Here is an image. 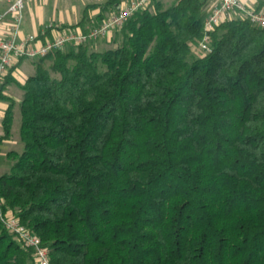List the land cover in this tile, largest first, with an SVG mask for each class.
Wrapping results in <instances>:
<instances>
[{"label": "trees", "instance_id": "obj_1", "mask_svg": "<svg viewBox=\"0 0 264 264\" xmlns=\"http://www.w3.org/2000/svg\"><path fill=\"white\" fill-rule=\"evenodd\" d=\"M118 4L59 29L88 32ZM209 15L203 0H152L115 48L52 52L23 84L12 73L25 59L9 70L24 149L7 154L0 204L51 264H264V27L208 31ZM0 264H37L1 222Z\"/></svg>", "mask_w": 264, "mask_h": 264}, {"label": "built area", "instance_id": "obj_2", "mask_svg": "<svg viewBox=\"0 0 264 264\" xmlns=\"http://www.w3.org/2000/svg\"><path fill=\"white\" fill-rule=\"evenodd\" d=\"M31 0H8V9L0 13V25L8 21L10 30L0 42V112L3 84L11 67L20 59L36 61L55 51H62L69 47L97 43L122 28L137 12L149 6L152 0H131L125 4H118L114 12L103 20L101 24L88 32L64 30L54 25H47L43 33L52 29L53 37L42 39L37 34L22 35L24 11ZM210 15L205 22V29L213 30L228 19L247 18L258 27H264V11H256L241 0H203ZM207 37L201 44L203 51L209 52ZM0 222L19 239L22 244L31 248L37 264H51L48 249L43 246L41 239L22 226L18 219L3 213L0 204Z\"/></svg>", "mask_w": 264, "mask_h": 264}, {"label": "crops", "instance_id": "obj_3", "mask_svg": "<svg viewBox=\"0 0 264 264\" xmlns=\"http://www.w3.org/2000/svg\"><path fill=\"white\" fill-rule=\"evenodd\" d=\"M109 0H31L26 4L24 11V22L22 26V35L26 34H37L43 33L44 28L47 25L60 26H71L80 22L84 10L89 5H104ZM131 0H119V3L125 4ZM248 5L254 4L256 0H241ZM116 7V6H115ZM8 9V0H0V13L6 12ZM115 9V8H114ZM208 11V9L205 7ZM100 14V9L92 10L90 16L95 17ZM10 25L8 21L0 25V42L5 38ZM18 62V61H17ZM15 62V64L17 63ZM14 64V65H15ZM35 73L34 61L25 59L12 73L13 78L20 84H23L30 76ZM6 99H2L1 112H0V137L3 135L2 120L5 111L10 106L11 102H14V124L12 129V137L9 140L2 141L0 144V155L2 154V148L5 145H19V130L18 134H14V127L18 122L21 123L20 115V103L22 101L23 92L20 87L12 82L4 90L3 94ZM9 148L7 155L11 151ZM17 152V151H16ZM7 163L11 161L7 157Z\"/></svg>", "mask_w": 264, "mask_h": 264}, {"label": "rangeland", "instance_id": "obj_4", "mask_svg": "<svg viewBox=\"0 0 264 264\" xmlns=\"http://www.w3.org/2000/svg\"><path fill=\"white\" fill-rule=\"evenodd\" d=\"M174 0H163L164 4L166 6H169L170 4H172ZM117 30L115 32H113L110 36L98 41L97 43H90L88 45H90L91 49H95V50H99V51H103V50H107V49H111V48H115L116 46H118V42H117ZM51 64L50 61L46 62L45 65L46 67H49ZM20 128V122H18V124H16V126L14 127V134L17 135L18 134V130ZM19 145H5L2 150V154L0 155V175H3L5 173L10 172L11 167H12V162L7 163V155H5L9 148H11L10 150H15L19 153L23 152L24 146L22 144V142L19 140Z\"/></svg>", "mask_w": 264, "mask_h": 264}]
</instances>
